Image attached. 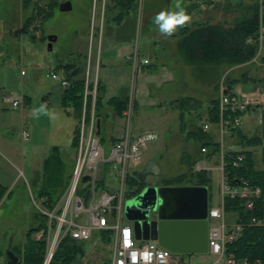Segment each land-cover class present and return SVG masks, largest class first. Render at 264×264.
<instances>
[{
    "label": "rangeland",
    "instance_id": "obj_1",
    "mask_svg": "<svg viewBox=\"0 0 264 264\" xmlns=\"http://www.w3.org/2000/svg\"><path fill=\"white\" fill-rule=\"evenodd\" d=\"M41 1L46 3L56 2L52 9V15L44 20L35 32L23 30V36L20 40L16 38L15 44L5 42V45H1L4 54H1L0 57L6 60V64L2 69L3 74L0 75V91L3 90L6 94L19 98H21L23 91L31 95L30 103L25 106V109H27L26 116H21V112L7 110L5 111L7 114H17L15 116L10 115L17 118V122L10 129L0 128V134L5 136L12 134V138L17 141L19 147L23 148L25 156L24 172H21V165L14 162L20 169L16 171L15 165V167H10L5 163V154L0 152V163H5L3 168L7 177L6 193L0 201V249L2 250L9 246L11 239H13L14 244L19 242L24 244L28 230L40 223V219H38L39 209L44 207L42 198L37 195V189L43 184L44 162L52 154L53 148L57 147L60 151L61 173L65 182L74 168L75 149L72 145V138L78 121L69 113L70 106H63L62 97L65 88L59 81L51 78L49 75L50 70L54 69L60 74L64 64L77 61L83 68L82 76L85 78L87 57L89 52L92 51L90 73L92 78L97 75L98 79V72L95 71V57L96 46L99 41H101V48L98 61L102 60L104 63L107 57H116L123 62L125 53L133 50L137 34L140 37L141 52L149 39L150 30L146 31L144 29L145 23L143 21L147 0H144L140 10L139 3L136 0V6L124 17L120 28V37L123 40L116 37L112 38L106 32L105 36L103 35V38L99 39L98 28L101 25L102 16L104 27L106 24L104 16H108V23L113 21L112 14H109V0ZM64 2L71 3V10L60 11V5ZM258 2L260 5V31L262 23L264 24L262 16L264 14V4H262V0H258ZM47 6L44 8L45 12L48 11ZM31 15L35 16V20L30 24L27 21L28 26L36 24V19L38 21L42 20V15H37L35 11H32ZM51 36L55 37L56 40L52 42L50 49L48 45ZM261 53L264 55V41ZM2 55L4 56L2 57ZM182 62L181 70H179L180 68L176 69L177 74L182 71L181 75H184V82H178V97H191L193 101L190 104H185L184 108L173 105L166 100L162 104L150 108L139 107L135 109L133 129L137 126L158 134L156 141L143 147L142 159L135 165L136 174L131 176L134 179L137 178L146 162L153 160L160 169V173L158 176L149 177L147 184L151 182L163 184L164 180L174 178L187 171L186 158L183 159L182 156L188 154L190 157L189 162H193L200 146L196 139L187 136V132L195 130L206 121L205 111L210 105V100L216 94L214 85L220 80L223 81L224 85L229 80H237L231 86V92L240 100L251 104L244 115L241 127L243 134L248 137L263 135L264 70L262 73L260 72L261 66L259 64H253V61H250L241 64L242 66L238 65L239 67L228 68L214 65L197 67L185 63L184 60ZM103 68L104 66L101 69V77L106 82L107 80L110 81L111 77L107 76L109 73ZM201 69L204 72L201 73ZM21 70L24 71L23 75L20 73ZM128 80L127 78H124L121 82L120 80H113L116 88L111 90L110 86L107 85L105 97L115 94L117 90L120 92V86L124 88ZM41 104L47 105L49 115H33V109L38 108ZM180 114H183L182 118H180ZM23 126L27 129L30 139L27 143L21 144L20 130ZM215 136L218 137L216 134ZM228 141H232L236 145L238 138L237 136L233 139L225 137V142L228 143ZM105 148L108 149L109 146H105ZM248 150L254 152L258 168L264 169V164L261 162L262 146L248 147ZM216 157L219 159V156ZM219 164L220 162L217 161L216 165ZM206 165L214 167L207 171L210 180L208 192L210 196L209 205L217 207L220 203L219 184L221 172L216 169L214 163L208 161ZM11 179L15 180L12 185L8 186ZM193 184L187 183L183 186ZM128 187L135 190L137 186L128 183ZM64 190L65 188L59 190L58 194L61 195ZM125 205L123 223L132 225L126 215ZM234 220V214H226L228 223H233ZM39 232L33 233L32 236H36ZM79 247L82 252L78 253L71 264H107L112 257L111 242L106 240L102 232L97 230L93 231L90 239L80 241ZM4 253L5 251H3V256ZM180 255L183 261L189 264H213L217 260L216 256L211 255L209 252L181 253ZM4 257L0 258L2 262Z\"/></svg>",
    "mask_w": 264,
    "mask_h": 264
},
{
    "label": "built area",
    "instance_id": "obj_2",
    "mask_svg": "<svg viewBox=\"0 0 264 264\" xmlns=\"http://www.w3.org/2000/svg\"><path fill=\"white\" fill-rule=\"evenodd\" d=\"M137 1L140 10L144 0ZM257 39L260 43L263 40L261 30ZM90 52L84 78L82 114L77 125L78 140L74 147V168L64 192L54 206L48 207L47 198L43 197L44 208L39 209L40 214L46 218V228L35 236L37 240L43 237L46 239L47 248L43 264L51 263L63 239L70 237L76 242L88 240L94 230L108 231L111 235L112 257L107 264H189L183 261L180 253L171 252L155 240L136 239L133 226L123 223L124 205L128 199V180L136 173L135 165L142 159L143 147L158 139V134L154 131L135 133L133 129L136 82L145 67L150 65V60L142 55L136 37L134 48L128 57L132 78L126 95V106L122 112L123 129L117 140L106 149L98 133L94 107L99 81L97 75L95 78L91 77ZM99 53L100 49L98 55ZM21 74H24L23 70ZM49 75L59 81L64 88L70 86L65 70L62 69L58 74L51 69ZM227 88L221 84L218 98L219 121L217 123L206 121L200 126L202 132L218 135L216 142L219 144V151L216 154L219 156L220 164L217 170L221 172L220 203L217 207L208 209V252L217 258L213 264H264L262 258L249 260L227 253L228 244L238 238L244 224L226 221V197L242 200L245 210L251 211L262 193L260 186L252 184L247 179H239L237 183H233L226 170L228 166L240 169L244 164L245 155L242 149L234 143H226L225 137L235 136L236 130L242 127L244 115L250 107V104L240 100ZM89 97L92 98V110L90 115H87ZM2 100L4 104L14 109L22 107V100L19 97L6 94ZM22 136L24 140L29 138L26 131H23ZM200 151L202 157L195 162L194 173L211 170L205 166L212 155L210 149L204 146ZM228 152H236L229 161L226 158ZM84 178L87 180L84 181ZM248 225L264 228V212L260 216L252 217Z\"/></svg>",
    "mask_w": 264,
    "mask_h": 264
},
{
    "label": "trees",
    "instance_id": "obj_3",
    "mask_svg": "<svg viewBox=\"0 0 264 264\" xmlns=\"http://www.w3.org/2000/svg\"><path fill=\"white\" fill-rule=\"evenodd\" d=\"M55 1L48 4V11L42 7H37V15H42V22L52 15V9ZM116 7H120L121 12L119 18L122 20L129 13V11L136 6V0H117ZM28 7L31 5L30 0L25 2ZM258 0L252 1L250 4L249 14L237 20L233 25L227 26L223 23L216 24H199L193 28L188 26L181 28L175 35L180 36L177 43V49L182 56L185 63L197 67L202 66H222L234 67L250 61H253L259 53V42L257 40L259 34V10ZM263 22H264V14ZM35 16L31 15L28 18V23H32ZM251 39V41H249ZM66 72L70 86L64 89L62 103L65 107L70 106L73 114L79 120L82 114L83 95L85 80L82 76L83 68L79 63L69 62L63 65ZM237 81V80H236ZM235 80L226 82L227 87H231ZM98 95L95 102V113L97 116L101 115L100 112L103 108L102 92L103 87L98 83ZM191 97L178 99L174 102L176 106L184 108L185 104L192 102ZM108 103L113 106L118 115H122L126 106V98H111ZM92 110V98H88L86 113L90 115ZM264 118V110L262 112ZM183 116V114H181ZM208 121L217 123L219 121L218 99H213L209 106ZM187 136L193 137L200 144V149L204 146L210 149L211 154L219 151V144L215 141L212 133H204L201 127L187 132ZM238 142L236 146L242 149L245 155L244 164L240 169H233L227 167L231 181L237 183L239 179H247L252 184L261 187V198L256 202L253 210L247 211L243 206V201L238 198L226 197L225 199V213H232L235 216V222L244 224V228L238 238L228 244L227 253L235 255L237 258H247L254 260L256 258L264 259V228L249 226L248 222L254 216H260L264 212V169L258 168V162L255 158L254 152L248 150V147L262 146V159L264 164V130L262 136L248 137L243 134L241 128L235 132ZM78 140V126L75 129L72 145L75 147ZM236 152H228L227 160H231ZM188 169L185 173L178 175L174 178L164 180L165 186H183L187 183H194L195 186H204L208 189L209 177L207 172L201 171L198 173L193 172L194 164L187 163ZM62 163L60 151L57 147L53 148L52 154L45 160L43 167V184L39 186L37 195L40 198H47L48 207L52 208L56 200L60 197L59 190L66 187V182L62 179ZM136 174V173H135ZM129 185H136L135 190L129 187L127 197L132 198L137 195L140 190L145 186L140 182L139 177L128 180ZM39 184V183H37ZM6 188L0 184V201L5 196ZM38 219L40 223L28 230L26 240L23 245L13 248L17 256L21 259L18 264H43L46 253V239L45 237L37 240L33 238V233H37L46 228V218L39 214ZM106 240L111 242V235L108 231L102 232ZM79 252H82L79 247V242L66 237L61 241L57 247L53 259L50 264H71Z\"/></svg>",
    "mask_w": 264,
    "mask_h": 264
},
{
    "label": "crops",
    "instance_id": "obj_4",
    "mask_svg": "<svg viewBox=\"0 0 264 264\" xmlns=\"http://www.w3.org/2000/svg\"><path fill=\"white\" fill-rule=\"evenodd\" d=\"M27 0H0V56L4 54L1 45L6 43L15 44L16 38L20 40V38L24 34L23 30H28L30 32H35L37 28H39L42 24V20L36 19V24L31 26L27 25L28 17H30L32 11L37 14V7L45 8L49 3H46L41 0H30L31 5L25 6V2ZM117 0H109V14H112L113 21L108 23V16H104V20L106 21L105 27L102 24L103 16L101 18V25L98 28V32L100 33L99 39L103 38V35L106 34L111 36L112 38L116 37L122 39L120 37V28L123 20L119 18V14L121 12L120 7H116ZM173 3V0H147V5L144 12V29L149 31V39L146 41L145 47H143L142 55L147 57L150 60V65L145 67L143 74H140L137 82H136V108L139 107H153L154 105L162 104V102L168 100L169 103L174 104L175 101L178 99L186 98V97H178L177 89H178V82H184V75H181L183 72L181 70V66L183 64L181 60V55L177 49V43L180 39V36L173 35L172 37H164L162 36L156 26L153 23V18L155 15L160 12L161 10L168 9L170 5ZM183 5L187 8L188 12L192 15V21L188 25L189 28H193L199 24H216V23H223L227 26L233 25L237 20L243 18L247 14H249L248 9L252 1L250 0H182ZM262 4H264V0H262ZM264 12V11H263ZM115 16V17H114ZM261 32L263 34V40L260 44V51L255 59H253V64H259L261 66L260 72L264 70V55L261 53V47L264 41V24L262 23ZM138 41L140 44V37L138 36ZM123 40V39H122ZM109 42V41H108ZM131 42V41H130ZM117 43V42H116ZM5 45V44H4ZM133 45V44H132ZM119 46V45H117ZM101 48V41L98 42L96 46V57H95V71L98 72V81L100 85L103 87L102 92V102L103 108L100 112L101 115L97 116V125H98V133L102 140V143L105 146H111L119 137L123 129V117L122 115H118L116 110L113 108L112 105L108 103L111 98H126L128 88L132 78V69L130 63L128 61V57L131 54V50H129L123 56V62L121 59L114 58V57H107L105 62L103 63L102 60L98 61V50ZM92 54V51H91ZM4 55H2L3 57ZM6 60L0 57V75L3 74L4 65ZM60 66V64H58ZM252 65V63H251ZM104 66V70H107L110 76V81H104L101 77V69ZM242 66V65H239ZM237 66V67H239ZM62 67V65H61ZM235 67V68H237ZM178 70V74L176 73V69ZM64 70V68H63ZM22 71V70H21ZM201 73L204 72L203 69L200 70ZM182 72V73H181ZM21 73V72H20ZM22 75V74H21ZM115 76V77H114ZM124 78L129 79L128 83L123 88H121V93L117 90L115 94H111L109 97H105V92L107 90V85L110 86L111 90L116 88L113 80L115 81H123ZM105 83V84H104ZM122 84V83H121ZM223 84V81H219L214 85V91L216 92L213 99L219 98L220 87ZM226 85V84H225ZM119 88V89H120ZM231 91L230 89H228ZM64 93V92H63ZM6 95V92L3 90L0 91V128H7L10 129L15 122H17V118L10 116V115H17L15 113L7 114L5 111L13 110L16 112H21V116L27 114V106L31 101V95L28 93L26 94L24 91L21 94L22 100V107L20 109H14L6 104L3 103V96ZM212 99V100H213ZM210 100V103L211 101ZM64 106V105H63ZM210 106V105H209ZM209 106L206 109V121H208L209 115ZM251 106V104H250ZM65 107V106H64ZM71 108V107H70ZM250 108V107H249ZM149 111V110H148ZM69 113L75 117L73 114L72 108L69 110ZM9 115V116H8ZM14 118V119H13ZM180 118H182L180 114ZM75 119H77L75 117ZM5 120V122H4ZM15 120V121H13ZM78 121V119H77ZM205 121V122H206ZM78 125V124H77ZM77 128V126H76ZM23 131H27V129L23 126L20 130V141L21 144L27 143L30 139V136L27 140L23 139L22 133ZM148 130H144L143 128L134 127L135 133H140ZM29 134V133H28ZM215 141L218 139L215 134ZM235 137V136H234ZM234 137L230 138L233 139ZM233 143L232 141H228V144ZM0 152L5 154V163L10 165V167L14 166L15 170H20L19 167L14 163H18L22 166L21 172H24L25 167V156L23 148L19 147L17 141L12 138V134L5 136L0 134ZM211 158L209 162L214 163L219 162L216 156V153L210 155ZM202 157V153L200 151V146L198 150L197 156L193 160V164ZM182 158H186L185 161L188 163L190 161V157L188 154H184ZM149 161V160H148ZM147 161V162H148ZM5 163H0V184L2 186H6L7 177L5 175ZM207 163V162H206ZM146 165V164H145ZM206 167H208L205 164ZM216 169L218 165L215 166ZM214 168V167H208ZM15 179H11L9 185H12ZM6 188V187H5ZM38 190V189H37ZM209 192H208V209L213 207L209 205ZM235 222V220L233 221ZM40 233V232H39ZM37 235V234H36ZM35 238V236H33ZM36 239V238H35ZM23 245L22 242L18 244L13 243V239L10 240L9 246L2 250L0 249V258L4 257V261L2 262L0 259V264H5L7 259L8 252H13L14 255L17 256L15 250L13 248ZM3 251H5L3 256ZM18 257V256H17ZM19 258V257H18ZM19 262L21 259L19 258ZM18 262V263H19ZM17 263V264H18ZM22 264V263H21Z\"/></svg>",
    "mask_w": 264,
    "mask_h": 264
},
{
    "label": "water",
    "instance_id": "obj_5",
    "mask_svg": "<svg viewBox=\"0 0 264 264\" xmlns=\"http://www.w3.org/2000/svg\"><path fill=\"white\" fill-rule=\"evenodd\" d=\"M69 10L71 3L60 5V11ZM55 40V37H49L50 49ZM159 173L156 162L149 160L145 169L138 174L140 182L145 186L126 202V215L132 223L135 238L155 240L174 253L208 252L207 187L145 183L147 175L158 176ZM18 262L19 258L13 252H8L5 264Z\"/></svg>",
    "mask_w": 264,
    "mask_h": 264
},
{
    "label": "clouds",
    "instance_id": "obj_6",
    "mask_svg": "<svg viewBox=\"0 0 264 264\" xmlns=\"http://www.w3.org/2000/svg\"><path fill=\"white\" fill-rule=\"evenodd\" d=\"M192 21V15L183 5L182 0H173L168 9L161 10L153 18V23L158 32L164 37H172L181 28L188 26ZM33 115H49L46 104H41L33 109Z\"/></svg>",
    "mask_w": 264,
    "mask_h": 264
},
{
    "label": "flooded vegetation",
    "instance_id": "obj_7",
    "mask_svg": "<svg viewBox=\"0 0 264 264\" xmlns=\"http://www.w3.org/2000/svg\"><path fill=\"white\" fill-rule=\"evenodd\" d=\"M146 163H147V162H146ZM144 169H145V166H144V168L141 169L140 171H142V170H144ZM149 177H151V176H149V175L146 176L145 183H146V181H147V179H148ZM156 185H157V186H165V185H163V184H156Z\"/></svg>",
    "mask_w": 264,
    "mask_h": 264
}]
</instances>
